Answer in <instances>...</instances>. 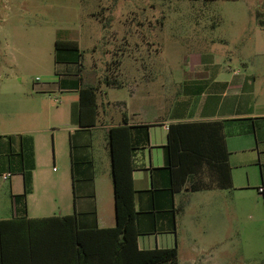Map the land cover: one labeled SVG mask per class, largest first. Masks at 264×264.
Masks as SVG:
<instances>
[{
  "label": "crops",
  "instance_id": "1",
  "mask_svg": "<svg viewBox=\"0 0 264 264\" xmlns=\"http://www.w3.org/2000/svg\"><path fill=\"white\" fill-rule=\"evenodd\" d=\"M133 7L137 9L139 6L134 3ZM131 12L132 18L122 23L120 47L114 46L113 43L117 40L114 35L106 33L104 38L107 55L117 48L122 52L121 60L116 62V70L126 78L120 83L117 79L107 77L108 89H130V94L120 100H113L109 98L110 91L107 90V99L101 101L103 94L101 86L95 81L96 71L93 68L87 70L84 59H80L77 54L61 53L59 61L55 63L54 79L35 89L39 91L37 94L41 98H46L44 95L49 94L62 100L60 103H63L68 135L62 137L61 134L58 141L56 133L54 134V164L58 161V148L60 147L61 154L66 141L70 161L63 166L60 178L43 180L47 187L43 192L39 176L42 166L39 160L45 143L26 132L10 135L12 140L0 141L8 142L12 153L18 156L16 159L0 162L2 178L7 173H12L9 179L10 216L0 220L25 216L42 218L76 215L83 228L116 226L110 130L125 126L129 128L133 147L136 208L142 211L138 222L144 233L139 236L140 248L153 250L177 247L179 263L180 250L184 249L188 251L187 264H240V255H243L241 251L256 244H264V211H258L262 205L258 197L264 199V193H259V189L264 187V20L259 23V36H255L253 40L254 51L242 49L236 54L241 67H233L234 58L229 59L224 53L209 48V45L193 46L186 55L185 67L178 72L172 69V74L177 75L174 77L177 86L170 95L167 94L162 108L157 100L155 104L153 101L151 109H144L142 90L138 89L143 81L140 74L144 70L140 62L145 51L140 33L144 22L136 11ZM263 15L259 11L256 14L258 18ZM107 22L108 31L112 18L109 17ZM201 31L204 33V29L196 31L191 28L187 33ZM153 32L156 33V29ZM196 42L201 43L198 40ZM210 43L212 47L215 42ZM154 47L155 44L148 48L149 52ZM228 59L230 63H227ZM153 69L157 71L156 75L170 74L168 69ZM155 79L158 80L159 77ZM165 85L162 84L163 87ZM88 86L99 89L97 123L101 117L106 121L101 126L97 123L94 127L81 126L80 94ZM60 109L61 107L58 108ZM41 113L49 119L52 117L51 112L45 108ZM199 121L223 123L231 182L229 187L226 184L222 185L223 188L216 186L198 192H189L186 188L176 194L175 207L184 206V209L175 216L176 229L173 231L172 213L165 210L168 208L159 210L154 207L152 192L154 189H163L168 184V175L161 169L166 167L165 146L168 144L170 125ZM86 122H91L90 116ZM97 132L100 134L99 143L108 155L102 179L98 176L94 152ZM3 137L8 135L0 136ZM29 169L32 171V182L24 205L14 201L12 196L25 194L24 171ZM53 170L58 172L56 168ZM67 170H72L73 181L68 176L65 179ZM30 193L35 198L32 208L38 213L36 215L32 214L28 202ZM42 198L54 208L38 203ZM159 202L163 207L165 197ZM49 208L51 214L45 212ZM155 224L157 232H154ZM223 249L229 251V259L225 263L217 258L218 251Z\"/></svg>",
  "mask_w": 264,
  "mask_h": 264
},
{
  "label": "rangeland",
  "instance_id": "2",
  "mask_svg": "<svg viewBox=\"0 0 264 264\" xmlns=\"http://www.w3.org/2000/svg\"><path fill=\"white\" fill-rule=\"evenodd\" d=\"M134 3L139 6L137 9H134ZM132 10L144 22L140 28L145 49L140 59L144 67L140 74L143 83L138 88L142 90L144 109H151L153 101L155 104L157 100L162 108L167 94L170 95L177 86L174 80L177 75L172 74V69L178 72L185 67L186 55L193 46L209 45L229 59L234 58L233 67H241L236 54L242 49L254 51L253 40L259 36V23L264 20V15L261 18L256 16L258 11L264 14V0H0V136L8 135L0 141H9L10 135L26 132L45 143L39 160L43 192L47 188L43 180L60 178L63 166L70 161L66 141L61 154L58 148V161L54 164V134L58 141L61 134L62 137L68 135L63 103L54 102V95L46 94V98H41L36 90L54 79L58 59L56 41H78L86 69L96 71L95 81L103 94L100 100L107 99V90L110 91V99L120 100L130 94V89H108L106 80L107 77L120 83L126 80L116 70L115 64L121 60L122 52L117 48L107 55L104 38L106 33L114 35L117 40L113 44L120 47L122 23L132 18ZM109 17L112 24L107 31ZM191 28L196 31L204 29V33H187ZM262 33L264 36V31ZM211 41L215 42L212 47ZM153 44L155 47L149 52L148 48ZM229 59L227 63H230ZM153 67L168 69L170 74L156 75ZM162 84L166 85L163 87ZM44 108L51 112V119L41 113ZM105 123L101 117L97 124ZM99 135L97 132L94 152L98 176L102 179L108 155L99 143ZM12 152L8 142H0V162L18 158ZM54 168L58 172H53ZM67 171L65 179L68 176L73 181L72 170ZM258 198L262 204L258 211L263 212L264 199ZM28 199L32 214H38L32 208L35 202L32 193ZM38 203L51 205L44 198ZM0 205V218H8L11 212L10 180H4L1 174ZM50 207L54 208L53 205ZM51 208L45 212L51 214ZM180 252L179 264H187L188 251L181 249ZM241 253L240 264H264V244L250 246ZM217 258L225 263L229 259V251H218Z\"/></svg>",
  "mask_w": 264,
  "mask_h": 264
},
{
  "label": "trees",
  "instance_id": "3",
  "mask_svg": "<svg viewBox=\"0 0 264 264\" xmlns=\"http://www.w3.org/2000/svg\"><path fill=\"white\" fill-rule=\"evenodd\" d=\"M55 46L57 62L63 52L77 54L82 59L79 43L75 40H57ZM98 91L96 86L81 91L82 127L96 126ZM89 116L91 122L87 123ZM110 147L116 226L83 228L76 215L3 219L0 220V264H179L177 247L143 250L139 246V236L144 234L138 223L142 211L136 208L133 147L128 127L110 130ZM165 154L166 167L161 170L167 173L168 184L163 189H154L152 200L155 208H168L165 210L172 213L171 230L175 231V216L184 209V206L175 207L176 194L186 188L189 192H198L230 186L229 152L223 123L199 121L170 125ZM31 174L30 169L24 171L26 191L23 195L12 196L14 201L26 204ZM162 197H165L163 207L158 203ZM155 231H158L157 224Z\"/></svg>",
  "mask_w": 264,
  "mask_h": 264
},
{
  "label": "built area",
  "instance_id": "4",
  "mask_svg": "<svg viewBox=\"0 0 264 264\" xmlns=\"http://www.w3.org/2000/svg\"><path fill=\"white\" fill-rule=\"evenodd\" d=\"M54 101L58 103V102H60V99L58 97H54ZM11 176H12L11 173H7L6 175H4L3 178H4V180H9L11 178ZM259 193L260 194H263L264 193V187H261L259 189Z\"/></svg>",
  "mask_w": 264,
  "mask_h": 264
}]
</instances>
